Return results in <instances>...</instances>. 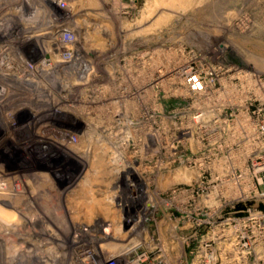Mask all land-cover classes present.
<instances>
[{
  "label": "rangeland",
  "instance_id": "rangeland-1",
  "mask_svg": "<svg viewBox=\"0 0 264 264\" xmlns=\"http://www.w3.org/2000/svg\"><path fill=\"white\" fill-rule=\"evenodd\" d=\"M71 76L67 106L35 99ZM0 83V264L103 263L138 241L143 264L244 263L221 242L246 215L232 205L263 210L264 0H0Z\"/></svg>",
  "mask_w": 264,
  "mask_h": 264
},
{
  "label": "built area",
  "instance_id": "built-area-1",
  "mask_svg": "<svg viewBox=\"0 0 264 264\" xmlns=\"http://www.w3.org/2000/svg\"><path fill=\"white\" fill-rule=\"evenodd\" d=\"M17 65V64H16ZM33 65L32 67L36 66L37 64H30ZM82 65V64H79ZM11 66H13L11 64ZM83 67V66H82ZM85 68L88 67L85 64ZM86 69H83V74L86 75ZM17 73V70L16 72ZM14 73V74H15ZM75 78V82L79 84V82L84 83L82 79L77 78V76H71L70 77ZM51 87V84H48L45 86L46 93L51 92L49 90ZM43 88V87H42ZM49 94H42L43 97H38L35 99H46ZM2 97V105L3 103L6 104L9 99H5L4 96ZM22 98V97H21ZM25 98V97H23ZM27 98V97H26ZM258 150V149H257ZM259 153H262L261 155ZM259 153H255V157L252 159V165L254 166L253 172L254 174H260L264 172V143L261 144V149L259 150ZM240 177V176H239ZM259 185H264L263 180L261 177H256ZM264 178V177H263ZM257 186V185H256ZM253 185L252 191L250 193L253 194L252 197L256 199H263L264 200V190L259 191V189ZM211 195V191L207 196ZM241 201V199L237 200ZM257 200H248V203H244L242 199V204H237V206L232 205L231 209L233 213H244L246 214L243 217H237L234 219H227L225 222L223 221V239H222V257L224 260H233L237 262H244L242 264H249L251 262H255V264H258L256 262H264V201H263V210H259ZM212 227L209 225V229L205 231V257L208 260H214L215 259V253L213 252V249L211 248V244H208L207 241L211 239L212 236ZM212 243V242H209ZM184 245H189L187 242H183ZM188 247V246H187ZM84 253V255H82ZM86 256V257H84ZM149 256V252L147 248H144V246H141V243L136 242L133 243L131 246L125 248L118 256L115 257H109L107 260H105L103 263L96 260V256L93 253H90V251L85 252L82 251L78 255V259L82 263L83 260L86 258L90 259L89 262H86V264H143ZM247 262V263H245ZM249 262V263H248Z\"/></svg>",
  "mask_w": 264,
  "mask_h": 264
},
{
  "label": "bare ground",
  "instance_id": "bare-ground-1",
  "mask_svg": "<svg viewBox=\"0 0 264 264\" xmlns=\"http://www.w3.org/2000/svg\"><path fill=\"white\" fill-rule=\"evenodd\" d=\"M33 8V7H32ZM27 10V9H26ZM37 11V10H36ZM15 13V12H14ZM15 18H16V16H15ZM9 19H10V21H11V17H9ZM18 19V18H17ZM13 20V19H12ZM3 21V20H2ZM4 24V23H3ZM2 24V25H3ZM18 26H19V24H18ZM4 28V27H3ZM2 29V28H1ZM18 29V28H17ZM43 29V28H42ZM2 31V30H1ZM14 31V30H13ZM22 31V30H21ZM25 31V30H24ZM53 31V30H52ZM52 31H49L48 32V34L46 35L48 38H49V40H54V42L52 43V45H54V47L56 46L58 49L60 48V49H65V50H67L68 49V47L70 46V38L69 37H67L65 34H63V31H61V30H56V31H60L61 33V35H60V37H56V36H58L59 35V33H56V36L54 35V33H51ZM14 32H16V31H14ZM42 32H43V30H42ZM19 33H21V32H19ZM27 33V32H26ZM25 34V33H24ZM23 34V35H24ZM28 34V33H27ZM43 34H46V33H44L43 32ZM53 34V35H52ZM30 35H32V34H29V36ZM51 36V37H50ZM56 39L58 40V41H56ZM52 40V41H53ZM63 41H64V43H63ZM19 42V41H18ZM73 45V44H72ZM67 48V49H66ZM73 50V49H72ZM4 51L5 52H7L8 51V53H10L11 54V52H10V49H8V48H6V49H4ZM74 57V56H73ZM80 64V63H79ZM78 64V68H77V70L75 71V69L76 68H74V71L76 72V73H78V76H81L82 74H83V69H82V67H81V65H79ZM31 66V65H30ZM47 66V65H46ZM17 67V66H16ZM5 68H11L10 66H6L5 65ZM39 69H40V67H38ZM38 69V75L39 76H46V77H52V76H54L55 74L54 73H51V71L49 70V71H47L46 69H45V67H44V69L46 70V71H41V70H39ZM41 69H42V65H41ZM10 70V69H9ZM7 72H9L8 73V75H11L10 73H12L11 71H7ZM73 72V71H72ZM76 73H74V75L76 74ZM7 75V74H6ZM7 75V76H8ZM85 75V74H84ZM11 77V76H10ZM4 79V78H3ZM6 79V78H5ZM7 80V79H6ZM2 81V83H3V80H1ZM8 83H9V81H8ZM1 84V83H0ZM2 85V84H1ZM21 86H18V87H16L15 88V86H14V90L15 89H20V90H22L21 88H20ZM6 89V88H5ZM12 89V88H11ZM24 89V88H23ZM25 90V89H24ZM26 92V91H25ZM28 92H26V94H27ZM29 95L31 94L32 95V97H34L35 98V96H34V94L33 93H31V92H29L28 93ZM4 98H6V97H4ZM7 98H8V96H7ZM11 100V99H10ZM13 100V99H12ZM118 229V228H117ZM137 239V238H136ZM108 245V244H107ZM82 255H84V253L82 254ZM84 257H86V256H84ZM85 261V263H82V264H86V262H89L90 261V259H88V258H86L85 260H83V262ZM91 262V261H90Z\"/></svg>",
  "mask_w": 264,
  "mask_h": 264
},
{
  "label": "flooded vegetation",
  "instance_id": "flooded-vegetation-1",
  "mask_svg": "<svg viewBox=\"0 0 264 264\" xmlns=\"http://www.w3.org/2000/svg\"><path fill=\"white\" fill-rule=\"evenodd\" d=\"M73 82V83H72ZM61 84V85H60ZM78 85V83H76L75 82V78H69V79H66V80H64V82L62 81V82H59L58 84H57V87L59 88L58 90H59V93H57L56 91H54V94H53V91H52V89H49V90H51V92H50V94L48 95V97L47 98H52L53 99V101L56 103L55 105H59V104H61V103H63L64 102V104H65V106H67L68 104H67V97H68V95H70L71 93H72V91L70 90L72 87H71V85ZM63 85V86H62ZM60 93H63V95H60ZM65 94V95H64ZM59 97H58V96ZM80 104L79 103H75L74 105H72V106H69V107H72V108H74V110L76 109V108H78V107H80L79 106ZM28 107V106H27ZM21 109V110H20ZM20 109H18V112H20V111H23L24 113H26V114H28V115H31L32 113H35L34 112V110H31L30 111V109L29 108H26V106H22V108H20ZM26 110V111H25ZM15 113H17L16 111H15ZM21 113V112H20ZM55 128L56 129V131H59V133H63V132H66V129H61V128H57V127H55V126H52L51 128ZM68 128V127H67ZM48 129H50V128H48ZM51 130V129H50ZM52 131H55V130H52ZM63 131V132H62ZM67 132H70V131H67ZM64 138V142H66L67 143V141H68V139L66 138L67 137V135L66 134H59L58 135V138ZM67 140V141H66Z\"/></svg>",
  "mask_w": 264,
  "mask_h": 264
}]
</instances>
